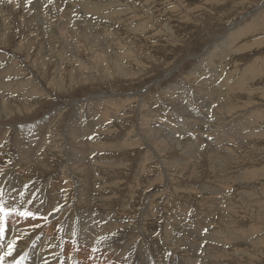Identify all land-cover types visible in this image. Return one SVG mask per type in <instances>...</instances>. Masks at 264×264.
<instances>
[{
	"label": "bare ground",
	"instance_id": "obj_1",
	"mask_svg": "<svg viewBox=\"0 0 264 264\" xmlns=\"http://www.w3.org/2000/svg\"><path fill=\"white\" fill-rule=\"evenodd\" d=\"M3 1L5 3H8L9 0H3ZM40 1L41 0H17V1L13 0L16 8H17V6L19 7V10H15V12L18 11V13H19L20 23L26 24L28 27H30L32 32L34 31L33 34L35 33L34 41L32 43H33V45L37 44L38 51H37L36 59L34 61L32 59V62L30 61L29 56L28 57L26 56L27 60L31 62V63L29 62L28 65L25 64L26 67L24 65H22V62L21 63L19 62V59H21V58L17 59L15 56H13V54L11 55V54L6 53V52H0V60H2V59H8L9 60L8 63H1L0 64V104H1L0 110L1 111H4V109L11 111V107H14L15 104H13L12 101H10V100H15V98H14L15 94H16V97H19V98L21 97L20 99L24 100V101L23 100L21 101V104L23 103L28 107L31 106L35 102V98L37 96L41 95L40 92H42L43 86L34 80L33 76L36 73L34 72L35 73L34 74L33 71H37L41 75H45L46 74V70H45L46 65H48L51 61H54V55L50 52L48 53L46 47H44V44H42V42L40 41L41 38L38 39L39 37H42V34L47 35V31L46 30L42 31L41 28L39 27V25H38L39 21L44 25L47 23L48 27H51V25H49V24H52V21L57 22L58 26L61 28V30L66 35V36L61 35L59 37H51L52 42H53L52 47L58 48V47H62V45L75 44L79 49L80 46H84L83 44H85L84 42H86V41L88 43L97 42L94 45V48L89 50V51L93 52V54H94V52L95 53L99 52V49H100V44L98 42L99 39L91 37L89 35V33L87 32L88 29L86 30L85 27L83 28L81 26L82 27L81 29L78 28V26L81 23L79 25H77V23L80 22L82 13L83 14L84 13L90 14V15L97 14V17H98V15L101 16L100 19L102 21H107V23H106L107 26H112L111 30L109 31L110 34H104V36L107 35V36H110L113 38L119 37L121 39L126 38V36L124 34H119L117 32L112 31L114 29H127V30L133 29V30H135V36L137 37L138 40H141L139 38V36H141V32H143V34L146 37L150 36V35L145 34V32H147L146 31L147 28L145 27L146 25L145 26L142 25V24H144V22L138 23L137 20L132 15V13L130 12L132 9L128 7V1H126L127 5H126V3H123V5H124L123 6V5H119L118 2H115V3H113V2L107 3L106 2L107 4H99V2H97L98 4H96V2H92L90 0H54V1L42 0V1H44V3H42V4H44V5L47 4V6H46V8H44V10H42V4ZM132 1H137V0H132ZM0 2H1V0H0ZM149 2H151V1H149ZM149 2L144 0V2L142 3V1H141L142 6L140 5L141 7H143L145 9V15L146 16L149 13H152L155 11V10H153L155 8V6H153L154 8L151 7L150 6L151 4L149 5ZM255 6H257V5H255ZM134 9H135V7L133 8V10ZM9 10H10V6H9V8H7L3 11L0 9V16H2L0 18L1 19L0 23H1V26H4L2 28V33L0 35V42H1L0 43V49L2 48L3 44L6 43L7 33H9V28H10L9 24L12 21V20L9 21L10 17L6 13H4V12H8ZM56 13H58V17L61 20H57L56 17H54L52 15V14H56ZM62 13L65 14L68 18L66 25H64V22H63L62 17H61ZM257 13L258 12L256 11L253 14L256 15ZM15 14L17 15V13H15ZM41 14L43 15V17L41 16ZM72 15H74V17ZM112 19H114L115 21L112 22ZM261 20H262L263 24L260 23L258 26H255V28H257V29L259 28V30L262 34V33H264V17ZM70 21H72V25L70 24ZM11 23H13V22H11ZM89 24H91V23H89ZM26 25H24V26H26ZM137 25H138V27L133 28V26H137ZM165 25H166V22H165ZM7 26H9L8 31H5V28ZM18 26L22 27L20 24H18ZM139 27L141 28L140 31L137 30ZM27 30H29V29H27ZM229 30H230V32L226 35L225 39L221 42H218V44H216L214 46V48H211L210 50L207 51L205 57H202L205 60H207V58L209 59V60H207L208 62H210L209 66L212 64L213 61H216V65L210 66V67H208V65L206 66V68L207 69L210 68L213 73H210L209 77H206L205 73L207 71L203 72L204 71L203 69L202 70L200 69L201 70L200 74H196V72H194L195 70H193V68L191 70V73H194L192 75H195L194 78L200 80L199 83L197 84L198 87L196 86L197 87L196 88L197 93H195V94L197 95V97L199 99H201L200 108L204 111V112L202 111L200 113V115H201L200 117L202 118L201 122L212 128L213 131H209V132H210V134L213 132V135L215 136V138L212 137L213 140L209 137H208L209 139H206L208 134L203 133L202 130H204L206 132V130L203 127V124H200L199 126H197L200 122L197 120H194L188 113H186L187 111L185 112V108L180 103V101H178V100L174 101V99L176 98L175 96L177 95L176 91H170L169 93H165L163 96V97H165V99L167 98V100H169L170 103H167L166 100H164V98H162L161 105L157 106L156 102H159L160 100L158 101V99L156 97V93L154 94V97H151L150 99L147 98L148 99L147 102L150 101L151 104H153L152 105L153 107L160 108L162 110L161 112L164 113V116L166 115L165 113L169 114V112L171 111V109H170V111L167 112L169 110L170 105L172 108V112L175 111V113H177V112H179L180 114L182 113L183 116L185 117V121H181L180 115H177V118H175L176 123L175 122H169L170 121L169 120L166 122L164 121L165 124L168 123L169 125L171 124V125L175 126V124L178 123V125L183 126L186 122L188 125H190V122H193V124H194L193 126L196 130L195 132L197 133L196 138L200 139L199 142H193V139H189L191 137L188 135H185L186 132H185V134H183L184 137H179V138H176L175 135H172L170 137V134L168 133V131L165 132V130L160 132L155 125L151 124L152 121L154 120V117L157 116L158 114L154 111H151L152 114L149 112L152 115V116L149 115V117L151 116L150 118L149 117L143 118L140 115L143 119H142V121L140 120L141 123L138 121L139 124H137V122H136V124H134L135 125V132L131 129L132 130L131 132L136 133V136H134L135 139H130L128 144H125L124 143L125 141L123 139L118 143V145H117L118 147H116V149L117 148L121 149L120 151H123L125 148H130L131 154H134V153H132V151L134 149L136 150V147L139 144H143V145L147 146L148 147V148L146 147L147 149H150L151 151H153L158 156V158H160V160L159 159H157V161L155 160L156 164H157L156 166H159V168L160 169L162 168V170H164V169L167 170V172L172 168L177 169V170L175 169L174 172H172V170H171V172L174 173L175 176H173V179H172V181L174 180V182L170 181V182L176 183V184L179 183L178 180L181 179V178H179L180 173H182L183 176L188 177L189 179L195 178L194 176H197V174H199V170H200L199 167L200 166H196L194 164L188 165L187 164L188 161H192L195 159L198 160L201 158V161L203 162L204 158L206 157L205 159H207L208 163H210V169L214 173V177L211 179H209V177H208L209 180H208L207 184L205 183L206 185H204V186L202 185L200 187L199 191L201 192V194H203L205 196L207 195L206 199L205 200L202 199V200L206 205H208L210 207V209L208 208L209 210L208 209L207 210L209 211L210 215L212 213V215H211L212 221L215 223V225H216V223H218L220 226H224L223 222H225V220H224L225 218L227 219V221H226L227 226L237 225L236 223L239 222V220L242 218V216L245 217L247 212H253L252 210H254V213L256 214L257 222H261L264 219V216L262 217L263 214H261V212L256 208V205H254L252 203L253 200L250 199L251 197H253L252 195H250L249 197L246 196L247 198H244L243 200H241L242 196L239 194H232L231 195V193H230V196L226 197L228 195L227 194V195H225V197L228 200V203L224 207H222V205H220V201L217 199L218 195L223 194V192L226 191L230 187H231L230 188L231 191H234V192L238 191V190L232 188V186L239 185L240 187L246 189L247 187H250L252 185V182L243 184V183H241L242 180L236 182L234 180L235 177H232V178L227 177L226 178V174L229 173L227 171V169L229 167L247 165L248 161L241 160V157L244 154H250L251 149L254 148V146H256L258 144L264 145V142H263V140H264V128H263L264 127V124H263L264 123V109L262 110V106H258L259 108L256 107L259 102L264 103V93L260 92L261 90L263 91L264 88L260 85L262 82H257V79L262 77L263 75H261V74L264 73V55H263L262 59L259 58L260 60L257 62L255 60H253L251 62L249 61L250 63L247 64V66H244V68L241 71H239L240 69L238 70L239 75H237V73H236L237 76L234 74L236 77L234 75H231L235 71L237 72V69H236L237 67L233 68V71L230 72L231 73L230 74L228 71L230 69L227 68L228 66L225 65L226 63L222 64L221 61H224V58L225 59L228 58V59H230V61L233 59V61H234V59H235L234 57L236 54L237 55L238 54H240V55L246 54L247 51L244 50L243 46L245 45L247 47L248 44L250 43V38L254 33V29L251 28V19H249L243 25H240V24L235 25V27H232ZM10 31H12V30H10ZM68 31H69V34H67ZM8 36H9V34H8ZM94 37H96V36L94 35ZM254 37H252V40H254ZM147 38H149V37H147ZM32 39H33V37H32ZM259 39H261L260 40L261 42L259 43V47H261L264 45V34ZM242 41L245 43H241ZM31 44H29L27 46V48H25L26 46L24 47L28 53L29 52L32 53L31 51H32V48L34 46L33 45L31 46ZM130 44L134 48L138 49L140 52H141V50H143V48L140 46L138 41L130 42ZM261 48H263V47H261ZM22 49H23L22 43H19L15 50L17 51V50H22ZM63 49H65V48H63ZM77 52H79V51L75 50V55L77 54ZM16 55H18V53ZM26 55H27V53H26ZM106 57L108 59H110L111 56L107 55ZM236 57H238V56H236ZM72 58H74V57H69L68 62L62 60V59H66L65 57H63L61 60L56 59L57 67H54L55 69H53L55 75L52 77V79L50 81H52L53 79H55V80L61 79L64 81L65 73H64V68L62 69V67L66 64L69 67L70 64H68V63L72 62ZM103 59H104V55H103ZM257 63H259V64H257ZM72 64H71V66H72ZM81 64H83L82 61H79L78 65L80 66ZM237 64H239V63H237ZM75 65L76 64H74L73 67L76 69L72 70L75 73V74L72 73V75H71L72 79H74L75 76L80 78L81 73L83 72V71L82 72L80 71L81 68H78V66L75 67ZM199 66H200V63H199ZM235 66H236V64H235ZM218 67H220L218 69L220 71V73H219V71H217ZM137 68H138V66L135 68H133V67L128 68L125 72V75L123 74L124 78H130L134 74V72L137 70ZM195 69H197V67ZM40 70H42V71H40ZM48 71H50V70L48 69ZM70 71H71V69H70ZM198 71L199 70L197 69V72ZM222 71H225V72H222ZM188 74H190V73H188ZM169 75H170V73H167L166 77H168ZM84 76L85 77H82V78H89V77H86L85 73H84ZM187 76H189V75H187ZM41 77L43 78V76H41ZM220 77H222V78H220ZM46 78H47V76H46ZM189 78H190V76H189ZM254 78H256V80L253 81ZM89 79H91V78H89ZM38 80H40V79H38ZM66 82H67V80H66ZM158 82L155 83V85L153 84V86H155L156 89H158ZM194 83H195V81H194ZM255 84H257V85H255ZM176 87L180 88V86H178V85ZM64 90H65V88H64ZM179 90H181V88ZM44 92H42V94ZM49 93H50V91H49ZM158 93H159V91H158ZM128 94H130V93H128ZM187 95L188 94H186V97H188ZM181 96H183V95H181ZM44 97H45V95H44ZM100 97H102V96H100ZM158 97H159V95H158ZM172 97H175V98L173 99ZM118 99H117L116 103H118V101H119ZM145 99H146V97H145ZM145 99H142V100L144 101ZM99 101H102V100H99ZM193 101H195V99ZM109 102H111V101H109ZM119 102H122V104H121L122 106L120 107V109L116 113H118L120 110L124 109V106H125L123 101H119ZM130 102H132V101H130ZM212 102H215L216 105H215V103L213 104ZM190 103H192V102H190ZM25 105H24V107H25ZM145 105H146V103H145ZM212 105H213V107H212ZM262 105H264V104H262ZM118 107L119 106L113 105V108H118ZM197 107H199V105ZM209 107H212L211 110ZM25 108H27V107H25ZM149 108H151V107L149 106ZM145 109L147 110L146 107H145ZM248 110H252V111L248 112ZM35 111L36 110H34V112ZM75 112H77V111H75ZM193 112H195V111H193ZM106 113L102 112L100 118H98L100 113H97L94 110V108H88L87 109V119L88 120L83 122L84 124L87 123V125L83 126L82 124L79 123L80 125L83 126V128L78 127V125H76L77 129H75V130L74 129L72 130L69 127H67V132L63 131L59 127H56L55 124H54V128H53V126H50L53 123H51L49 125L46 124V128L40 127L42 124H45L46 122L39 124L36 127L35 126H26L25 128L19 127L20 131L17 132L16 137H15V141H14L15 152H16V161H15L16 170L3 177L5 179H7L8 182L5 186V188H3V190L0 188V192L2 191V195L0 196V202H2L3 207L5 209V212H7V219H6L5 224H4L5 225L4 236L6 238V242H3V243L0 242V250L5 245L9 246V244L15 242L14 251L12 252V255H10V256L4 255L3 261H12V264H15L16 260L23 257L24 259L22 261V264H38L39 261H40V264H46V262H47V264H57V262H58V264H64V257H65V258H71L73 260L76 259L79 263H82V264H91V261L93 262V264H109V263H111V264H123L122 261L124 260V256H123L124 252H123V250H121L122 249L121 246L123 243L122 240L126 239L123 243V247H124L123 249L125 250L126 247L128 246V244L133 242L132 240H133L134 233H135V229L133 228V226H131V222H129L130 217L132 219L136 220L138 225L141 226L142 229L144 228V230H145L144 232H146L148 229H152L153 225L156 224V221H158V220H155V219L153 220L152 218H150V216L152 214L149 216V214H146V212L144 215L145 219H143L142 217H141L142 219L132 217L131 215L129 216V218L128 217L127 218H120L121 217L120 213H116L115 214L116 216L115 215L110 216L111 215L110 209L114 206L112 204L113 201H111L110 198L103 199L105 197L103 195V191L105 190V189L103 190V186L106 182L105 179H103L104 180L102 182L103 185L99 186V188H98L99 190L97 189L98 190L97 197H94V198L91 197V192H90L88 186L95 187V185L97 183L96 180H99L102 178V177L99 179L97 178L96 174H97L98 170H97V172L96 171L94 172L93 166L99 165L100 162L102 163V161L108 155L107 153L109 152V150H112V151L114 150V152H115V149H112L108 145L107 146L109 147L108 148L109 150L107 151V146H105L106 143H104V141H105L104 138H107L106 137L107 135H104L103 133L106 129H103V130L100 129L99 130L97 128V130L96 129L93 130L92 133H90V132L88 133V131H90L92 129L94 124H96V123L99 124L100 122L106 121L105 120V119H107ZM146 114H148V112ZM174 114H173V116H174ZM208 114H209V117H207ZM166 116L169 117V115H166ZM157 118H156V120H157ZM198 118H199V116H198ZM103 119H104V121H103ZM163 120H164V118H163ZM171 120H172V118H171ZM52 121L53 120H51V122ZM121 123H123V121ZM134 123H135V121H134ZM96 125H94V126H96ZM169 125H164L163 126L164 129H168ZM38 127H40V128L36 130V128H38ZM83 129H85V131ZM170 129H171V127H170ZM256 129H258V131H256ZM16 130H18V129H16ZM24 130L33 131V133L32 134L27 133ZM174 130H175V132H171L172 134L177 133L176 129H174ZM19 132H21L22 136ZM190 132H188V133H190ZM5 134H6V130L3 129L2 131H0V141L2 140V138L5 137ZM167 134H169V136ZM193 135H191V136H193ZM179 136H181V135H179ZM132 138H133V136H132ZM22 141L27 143V145L23 144ZM194 141H197V140H194ZM201 141L204 142L205 145H204V147L199 148V144ZM244 142H247V143H244ZM126 143H127V141H126ZM35 144H36V146H35ZM247 145H250V147H247ZM114 146H115V144H114ZM77 147H78V151L76 150ZM237 148H246V149L236 150ZM176 149L179 150V152H178L179 154L176 158L168 159V160H167V158H163V157H166V155L169 153V151L172 152ZM39 150H42V151H41L40 155H38L36 157L34 154L36 152H38ZM92 152H94V153H93L92 157L89 158V155ZM114 152H112V153H114ZM116 152H117V150H116ZM123 152H125V151H123ZM129 152H125V153L129 154ZM145 153L146 154L143 155L141 158V166L147 165L150 163V161H149V158H150L149 153L150 152L147 151ZM113 157L114 156H112V158ZM56 160H58V163H59L58 168H60L57 172H55L53 175L49 176L45 181H43L42 185L39 188H36L34 185L29 184L27 190L24 191L25 184H27L31 180L30 177H33V175L35 176L37 172H41V175H44V174L48 173L49 171H52V168L54 167L53 163ZM258 161L259 160L257 159L255 161H253V163H257ZM152 165H154V164H152ZM101 166L103 167L106 165H101ZM118 166H120L119 169H122L124 167L122 165H118ZM102 167H100V168H102ZM106 167L108 168V166H106ZM110 167H112V166H110ZM261 168H262V170H260V172L258 171L259 173H256V175H251L253 173H251L250 171L253 172V170H250L248 173V171H247L248 168L245 169L244 174L250 175L252 180L255 178V176H258V178H261V174H264V166H262ZM100 170H102V169H100ZM122 171H124V170H122ZM155 171L157 172V170H155ZM202 171L204 172V170H202ZM103 172H104V174L106 173V171H103ZM160 172H161V170H160ZM209 172H210V170H209ZM110 173H112V172H110ZM140 173H141V171L137 170L135 172V175L138 176ZM148 173H149V171H148ZM169 173H170V171H169ZM78 174H80V176H78ZM105 176H106V174H105ZM222 176H225L226 179L222 178ZM60 178L61 179H64V178L67 179L68 178L67 180H69L68 182L70 183V185L72 186V184H73V186H74V191H75L74 201H73V203L71 201L69 202L71 204V206L69 208H68V202H65V205L63 206L61 204V201L58 200L59 198H55L53 196L54 195V192H53L54 188L58 189L60 186V184H59ZM196 178H198V177H196ZM220 179H224L223 181H228L225 185H229V187L226 186L228 188L224 189V188H221L220 186H218V183H214L215 181L220 180ZM39 180H42V179H39ZM83 180L84 181L86 180V181L84 182ZM113 180H114V178H113ZM113 180H110V181H113ZM65 183H67V181ZM134 183H132V184H134ZM259 184L261 185L263 183L260 182ZM82 185H84V187H82ZM97 185H99V184H97ZM180 186L174 185L172 188L174 190V187H176V189H177ZM67 187H69V186L67 185ZM192 189H190V190H192ZM91 190H93V189H91ZM186 190H188V189H186ZM174 191L178 192L180 195H182L184 197H187L185 195H188V197H190V196L193 197L192 193L185 194L183 191H181L179 189L174 190ZM206 191H208V192H206ZM22 192L24 193L23 196H21ZM202 192H205V193H202ZM107 193L109 194V192H107ZM108 194H107V196H108ZM193 194L196 196L195 193H193ZM161 195H162V193H161ZM94 196H96V195H94ZM132 197H134V196H132ZM156 197L157 196H155V198ZM201 198H204V196ZM115 200H117V199H115ZM151 200L152 199H150V201ZM179 200H178V202H179ZM199 200H200V198H199ZM28 201H32V202L28 203ZM139 201H141V200H139ZM129 204L132 207V204L131 203H129ZM57 205H61L62 207L60 208L59 211H53V209H55L57 207ZM97 206H102V208L105 207L107 209V211L106 212L104 211L105 213L102 214L103 217L102 216L97 217V215H96V217H97L96 218L95 216H93L92 211ZM126 206L124 208L122 207L123 209L121 211L123 213H125ZM151 206H154V205L151 204ZM17 207H19L20 209L26 208L33 213L36 211L35 216L36 215L40 216L42 219L35 220L37 218L34 219L32 217L24 219L21 216L17 217V216H14L12 214L8 215L9 212H12L13 214H15V210H18ZM171 207H173V206H171ZM145 208H147V207H145ZM203 208H206V207H203ZM113 210H114V208H113ZM129 210H131V209H129ZM197 210H196V213H197ZM134 211H136V210H134ZM241 211H244V212H241ZM245 212H246V214H243ZM200 213H202V215H203V216H201V221L206 216L209 215V214L207 215L206 213H204L203 210ZM232 213H234L235 217H232ZM133 214H134V212H132V215ZM174 214L176 215V213H174ZM183 214H185V213H183ZM229 214H230V216H229L230 218L226 216ZM240 214L242 216H240ZM167 216H168V214H167ZM178 216H177V218H178ZM169 217H171V216H169ZM167 219L168 218H165L164 229H163V233H164L163 234L164 235L163 246L164 247L160 246L162 244L159 241L160 238H159V240L157 238V240L150 242L147 239V237L145 236L146 239L144 238L141 240L140 245L138 246L136 252L133 250L134 252L132 251L133 254H131L130 257L126 255L127 257H129V259L126 258V259H128L127 262H131L130 264H175V263L176 264H228L229 260H231L233 258L232 255L237 254L238 252H240V254H239L240 258L239 259L245 258L247 260H253L254 255L251 256L250 253H252V254L253 253L254 254L264 253V239H263L264 235L262 234L263 236H261V233L259 232L260 230L257 227L255 229L254 226H249V229H251L250 233L252 235H255L256 237L257 236L258 237L256 239H254V238L250 237L251 235H247L246 239H244L245 242H243L242 240L244 237L242 236V233H240V232H236V233H233L230 235H228L229 232H227L224 235H222V233L220 234V233H215V232H212L210 234L205 233V232H203V230L201 231V229L204 228L203 226L205 225V224H202L201 221H198L197 230L191 231L190 230L191 228L188 224L183 227V230H182L183 232L180 230L178 231L175 228V226L173 227V229H171V228L168 229L167 226H169L171 224L170 225V227H171V226H173V223L168 222ZM172 219H174V218H172ZM182 219H184V216ZM241 222H243V220ZM132 224L134 225L135 223H132ZM24 227L26 230H24ZM117 227H118V231H121L122 233L127 235V236L123 237L122 240H120L117 237V233H114L115 228H117ZM166 228H167V230H166ZM194 228H196V225ZM207 229H208V226H207ZM106 231H108V232H106ZM174 231H176V232H174ZM141 232H142L141 235H143L144 232L143 231H141ZM108 233H110L111 235H108ZM160 233H161V231H160ZM40 234H42V237L40 236ZM201 234H204V236H202ZM225 235L227 237H225ZM151 236L152 235H150L149 237H151ZM159 237H161V236H159ZM202 237H204V238H202ZM141 238H142V236H141ZM153 238H155V237H153ZM72 240H75L78 244L76 251H74L75 250L74 246L71 245V243H73ZM158 241L161 243L159 246L161 248H164V250L167 251L169 254V256H167V258H165V259L163 257L164 255L162 256L160 253L161 248L160 249L157 248L158 247V243H157ZM54 244H55L56 248H54ZM200 244H201V246H200ZM94 245H95L96 251H91L90 246H94ZM131 245H132V243H131ZM220 245L225 246L227 249L220 247ZM119 249L121 250V253L119 254V255H121V257H119L120 259H117L120 262H117L113 256L115 254H117V251L119 253V251H120ZM129 249H132V248L129 247ZM145 249L148 250L147 252H154L155 251V253H156L158 251V253H156L154 255H151V253H149L148 255L147 254L144 255V251H146ZM7 252H8V248H7L6 253ZM73 252H74V254H73ZM59 254H61L63 256L62 259H59ZM53 256L55 257L57 262L55 260H53ZM117 256H116V258H117ZM229 258H231V259H229ZM89 259H91V261ZM227 259H229V260L227 261ZM259 261H261V260H259ZM257 262H256V264H257ZM125 263H126V261H125ZM237 263H239V262H237ZM239 264H241V263H239Z\"/></svg>",
	"mask_w": 264,
	"mask_h": 264
},
{
	"label": "rangeland",
	"instance_id": "obj_2",
	"mask_svg": "<svg viewBox=\"0 0 264 264\" xmlns=\"http://www.w3.org/2000/svg\"><path fill=\"white\" fill-rule=\"evenodd\" d=\"M15 1H17V0H15ZM52 1H54V0H52ZM90 1L96 2V4H98L97 2H99V4L118 2L119 5H123V3H126V5H127L126 1H128V7L132 9L130 12L132 13V15L134 16V18L137 20L138 23L144 22V24H142V25H144V26L146 25L145 27L147 28L146 29L147 32H145V34L150 35L151 37L147 36V37H149V38H147L143 34V32H141V36H139V38L141 40H138L137 37L135 36V30H133V29H130V30L114 29V30H112V31L117 32L119 34H124L126 36L125 39H121L119 37L113 38V37H110L107 35L104 36V34H110L109 31L111 30L112 26H107L106 25L107 21H102L100 19L101 16L98 15V17H97V14L90 15V14H85V13L83 14L82 13L80 22L77 23V25H79L81 23L78 26V28L81 29L82 27L83 28L85 27L86 30L88 29L87 32L89 33V35L91 37L99 39L98 42L100 44V49H99L98 53L94 52V54H95L94 55L93 52H91L89 50L93 49L94 45L97 42L88 43L86 41V42H84L85 44H83L84 46H80L79 49L75 44L62 45V47H58V48L52 47L53 42H52L51 37H59L61 35H64V36H66V35L61 30V28L58 26L57 22H54L51 20L53 25L49 24V25H51V27H48L47 23L44 25L39 21L38 22L39 27L41 28L42 31L46 30L47 35L42 34V37H39L38 39L41 38L40 41L42 42V44H44V47H46L48 53L50 52L54 55V61H51L48 65H46V69H45L46 74L45 75H41L39 72L33 71V73L34 72L36 73V74L34 73L35 75L33 76L34 80L43 86V90L45 92L42 90V92H44V93L42 94V92H40L41 95H39L35 98V102L31 106L28 107L23 103L21 104V101L23 99H20L21 97L20 98L16 97V94H15V96H14L15 100H10V101H12L13 104H15L14 107H11V111H9L7 109L6 110L4 109V111L0 110V129H1L0 131H2L3 129L6 130L5 137L2 138V140L0 141V188L3 190V188H5V186L8 182L7 179H5L3 177L16 170V168H15L16 152H15L14 141H15L16 134L18 131H20L21 127L22 128H25L26 126H35L36 127L39 124L46 122L45 124H42L40 127L46 128V124L49 125V124L53 123L50 126H53V128H54V124H55L56 127H59L63 131L67 132V127H69L72 130L73 129L75 130V129H77L76 125H78V127H81V128H83L84 125H87V123L84 124L83 122L88 120L87 119V109L88 108H94V110L97 113H100L98 118H100L102 112L106 113L108 111L106 113L107 114V119H105L106 121H104V119H103L104 122H100L99 124L96 123L97 125L94 124L97 127L93 125L92 129L90 131H88V133L89 132L92 133L93 130H95V129L97 130V128L99 130L100 129L101 130L106 129L103 133L104 135H107L106 136L107 138H104L105 139L104 143H106L105 146L108 145L112 149H115V152H114V150L113 151L109 150L108 149L109 147L107 146V151L109 150V152L107 153L108 155L105 157V159L102 161V163L100 162L99 165H96L97 167L93 166L94 172L95 171L97 172V170H98V172L96 174L97 178L99 179L102 177L101 178L102 180L101 179L96 180L97 183H96L95 187L88 186L89 190L91 192V197H93V198L97 197L98 190H99L98 188H99V186L103 185L102 182L104 181L103 179H105L106 182L103 186V190L105 189L106 191L105 190L103 191V195L105 196L103 199L110 198V200L113 201L112 204L114 206L110 209V212H111L110 216H114L116 213H120L121 214L120 218H127V217L129 218V216L131 215L132 217H136V218L142 217L143 219H145L144 215L146 212V214H149V216L152 214L150 216V218H152L153 220L155 219V220L159 221V222L156 221V224L153 225L152 229H148L146 232H144L145 231L144 228L142 229V227L138 225L137 221L130 217L129 222H131V226H133V228L135 229L134 237L132 240L133 242H131L134 247L131 245V243H129L131 246L128 244V246L125 249L127 252L123 249L124 248L123 243L126 239L122 240V238L127 236V235H125L121 231H118V227L115 228L114 233H117V237L123 241L122 246H121L122 249L120 248L124 252V255H123L124 260L122 262H123V264H130L131 262H127V260L129 259L130 255L133 254L134 251L136 252V250H137L138 246L140 245V242L142 239H144V238L146 239V237H147V239L150 242H152V241L157 240V238H158V240L160 238L159 241L162 244L158 241L157 242L158 243L157 248L160 249L161 248L160 246H163V238H164L163 229H164L165 218H168L167 219L168 222L173 223V226L170 227L171 224L169 226H167L168 229L169 228L173 229V227L175 226V228L178 231L179 230L182 231L183 227L188 224L191 228L190 229L191 231L197 230L198 221H201V216H203L202 213H200V212L203 210L204 213H206L208 215L209 214L208 210L210 209V207L203 202V200L206 199L207 195L205 196V195L201 194L199 189L202 185L203 186L206 185L209 179L214 177V173L211 171L210 163H208L207 159H205L206 157L204 158L203 162L201 161V158L198 160H196L194 158L195 160L188 161L187 164L188 165L194 164L196 166H200L199 167L200 168L199 174H197V176H194L195 178L189 179L188 177H185L182 175V173H180L179 178H181V179L178 180L179 183H177V184L172 183V182H174V180L172 181L173 176H175V174L172 172H174L176 168L170 169L169 170L171 173L170 174L169 171L167 172V170H165V169H164L165 170L164 171V170H162V168L160 169L159 166H156L157 165L156 161H157V159L160 160V158H158V156L153 151H151L150 149H147L148 148L147 146H145L143 144H139L136 147V150L134 149L132 151V153H134V154H131L130 148H125L124 150L122 149L125 152L130 151L128 154V153H125L123 151H120L121 149H119V148L116 149V147H118L117 146L118 143L124 139V141H125L124 143L128 144L130 139H135L134 136H136V133L131 132L132 130L135 132V125L134 124H136V122H137V124H139V122L141 123L143 118H148L149 115L152 114L151 111H154L158 114L157 116L154 117V120L152 121L151 124L155 125L160 132L164 131V130H165V132L168 131V133L170 134V137L172 135H175L176 138L184 137L183 134H185V132H186L185 135H188L191 137L189 139H193V142H199L200 139L196 138L197 133L195 132L196 130L193 126L194 125L193 122H190V125H188L186 122L185 123L186 125L184 124L183 126L178 125V123L175 124V126L171 125V124H170L171 125L170 126L168 123L165 124V122L169 121V120H170L169 122H175L176 123L175 118H177V115H180L181 121H185V117L183 116L182 113L181 114L179 112L175 113V111L172 112L171 105L169 106V110L167 111V112H169L171 109L169 114L165 113L166 115H169V117L166 115L164 116V113L161 112L162 110L160 108L153 107L152 106L153 104H151L150 101L147 102V100H148L147 98L150 99L151 97H154V94L156 93V97H157L158 101L160 100L159 102H156V104H157V106H160L162 98H164V100H166L167 103H170V101L167 100V98L165 99V97H163L165 93H169L170 91H176V94H177L175 96L176 98L172 97L173 99L175 98L174 101H177V100L180 101V103L185 108V112L187 111L186 113H188L194 120H197L200 122L198 125L196 124L197 126H199L200 124H203L201 122L202 118L200 117L201 116L200 113L203 111L200 108L201 99H199L197 97V95L195 94V93H197L196 88L198 87L197 84L199 83L200 80L194 78L195 75H192L194 73H191V70L193 68V70H195L194 72H196V74H200L201 70L203 69L204 70L203 72H206V71L208 72V73L207 72L205 73V76L209 77V74L213 73V72L211 71L210 68L207 69L206 66L207 65H208V67L214 66V65H216V61H213L212 64L209 66L210 62L207 61L209 59L207 58V60H205L202 57H205L207 51L210 50L211 48H214V46L216 44H218V42H221L225 39L226 35L230 32L229 29H231L232 27H235V25H239V24L243 25L249 19H251V28L254 29V33L250 38V43L248 44V46L247 47L245 45L243 46L244 50L247 51V53L244 55H240V54L237 55L236 54L234 57L235 58L234 61H233V59L230 61V59L224 58V61H221V63L222 64L226 63L225 65L228 66L227 67L228 69H230V70H228L229 73L233 71V68L237 67L236 68L237 72L235 71L233 74H231V73L230 74L236 75V73H237V75H239L238 72L241 71L244 68V66H247V64H249L251 61L255 60L257 62L260 59H262V57L264 55V45L261 46L263 48L259 47V43L261 42L260 41L261 39H259V38L264 33L261 34L259 28L257 29V28H255V26H258L260 23H262L261 19H263V17H264V0H145L148 2L151 1V2H149V5L151 4L150 5L151 7L155 6V8L153 7L154 9L152 8L155 11L152 13H149L147 16L145 15V9L143 7H141L144 0H137V1H132V0H130V1L129 0H90ZM141 1H142V3H141ZM40 2H41V4L44 3V1H42V0ZM7 4L10 6V10L8 12H4V13H6L10 17L9 21L12 20L11 22H13V23L10 22V24H9L10 28H9V33H7L6 43H4V44L2 43L3 46L0 49V52H6V53H9L11 55L13 54V56H15L17 59L21 58V59H19V62L20 63L22 62V65H24L26 67L25 64L28 65L30 61L32 62V59L34 61L37 57L36 56L37 51H38L37 44L33 45V43H32L34 41L35 33L33 34L34 31L32 32L30 27H28L26 24L20 23L19 13H18V11L15 12V10H19V7L17 6V8H16L13 0H9L8 3H5L3 0H1L0 9L3 11L5 9L9 8V6ZM255 5H257V6H255ZM46 6H47V4H45V5L42 4V10H44V8H46ZM134 7H135V9L133 10ZM256 11L258 13L256 15H254L253 13H255ZM15 13H17V15ZM52 15L54 17H56L57 20H61L58 17V13L52 14ZM41 16L43 17L42 14H41ZM72 16L74 17V15H72ZM1 17L2 16H0V18ZM61 17H62V20L64 22V25H66V22L68 20L67 16L62 13ZM114 21L115 20L112 19V22H114ZM165 22H166V25H165ZM89 23H91V24H89ZM18 24H20L22 27L18 26ZM70 24L72 25V21H70ZM24 25H26L27 27ZM3 27L4 26H1V23H0V35L2 33ZM8 27L9 26H7L5 28V31H8ZM135 27H138V25L133 26V28H135ZM27 29H29V30H27ZM10 30H12V31H10ZM137 30L140 31L141 28L139 27ZM8 34H9V36H8ZM67 34H69V31ZM94 35L96 37H94ZM32 37H33V39H32ZM252 37H254V40H252ZM136 41H138L140 46L143 48V50H141V52L138 49L134 48L130 44V42H136ZM19 43H22V47H23L22 50L23 51L22 50H17V51L15 50ZM241 43H245V42L242 41ZM29 44H31V46L32 45L34 46L32 48V51H31L32 53H30V52L28 53L27 50L25 49V48H27V46ZM63 48H65V49H63ZM75 50L79 51V52H77L76 55H75ZM17 53H18V55H16ZM26 53H27V55H26ZM103 55H104L105 60L103 59ZM107 55L111 56L110 59H108L106 57ZM26 56L27 57L29 56L30 61L27 60ZM236 56H238V57H236ZM63 57H65L66 59H62ZM69 57H74V58H72L71 63H68V64H70L69 67L67 64L62 67V69L64 68V73H65L64 81L61 79L60 80L53 79L52 81H50L52 79V77L55 75L53 69H55L54 67H57L56 59L57 60L62 59L63 61L68 62ZM78 60L82 61L83 64H81L79 66ZM8 61H9L8 59H2V60H0V64L1 63H8ZM236 62L239 64H237ZM199 63H200V66H199ZM71 64H72V66H71ZM74 64H76L75 67L78 66V68H81V70H80L81 72L83 71L81 73L80 78L75 76L74 79H72L71 75H72V73H74L72 70L76 69L73 67ZM235 64H236V66H235ZM257 64H259V63H257ZM136 65L138 66V68L134 72V74L130 78H124L126 70L128 68H132V67L135 68V67H137ZM196 67L199 70L198 72H197V69H195ZM219 68L220 67L217 68V71H219L218 70ZM48 69L50 71H48ZM70 69H71V71H70ZM40 71H42V70H40ZM225 71H222V72H225ZM84 73H85L86 77H89L91 79L82 78V77H85ZM167 73H170V75L168 77H166ZM188 73H190V74H188ZM219 73H220V71H219ZM187 75H189L190 78ZM261 75H263V76L260 77L259 79H257V82H262L260 85L264 88V73H262ZM41 76H43V78ZM46 76H47V78H46ZM220 78H222V77H220ZM38 79H40L42 82ZM66 80H67V82H66ZM254 80H256V78H254L253 81ZM194 81H195V83H194ZM157 82H158V89H156V87L153 86V84L155 85V83H157ZM177 85L180 86L182 91L179 90L180 89L179 87H176ZM255 85H257V84H255ZM64 88H65V90H64ZM49 91H50V93H49ZM158 91H159V93H158ZM260 92L264 93V89H263V91L261 90ZM128 93H130V94H128ZM186 94H188L187 95L188 97H186ZM44 95H45V97H44ZM158 95H159V97H158ZM181 95H183V96H181ZM100 96H102V97H100ZM145 97H146V99H145ZM108 98L109 99L111 98V99L109 100ZM193 98L195 99V101H193L194 100ZM117 99L119 101H123V103L125 105V106L123 105L124 109L120 110L118 113H116V112L122 106L121 105L122 102L118 101V103H116ZM142 99H145V100L143 101ZM99 100H102V101H99ZM109 101H111V102H109ZM130 101H132V102H130ZM190 102H192V103H190ZM145 103H146V105H145ZM212 103L214 104L215 102H212ZM259 103L257 104L256 107L259 108L258 106H262V110H263L264 105H262V104H264V103L263 102H259ZM112 104L119 106V107L113 108ZM24 105L27 108H25ZM198 105H199V107H197ZM215 105H216V103H215ZM149 106L151 108H149ZM0 107H1V104H0ZM145 107L147 108L148 111L145 109ZM212 107H213V105H212ZM212 107H209L210 110ZM34 110H36V111L34 112ZM75 111H77V112H75ZM146 111L148 112V114H146L147 113ZM193 111H195V112H193ZM250 111H252V110H248V112H250ZM173 114L175 117L173 116ZM197 115L199 116V118ZM207 117H209V114L207 115ZM156 118H157V120H156ZM163 118H164V120H163ZM171 118H172V120H171ZM50 119L53 121L51 122ZM122 121H123V123H121ZM134 121H135V123H134ZM79 123L82 124L83 126L80 125ZM164 125H169V128L164 129V127H163ZM40 127L36 128V130L39 129ZM170 127H171V129H170ZM203 127L206 130V132L204 130H202L203 133L208 134L206 139L211 138L213 140V138H215V136L213 135V132L211 134L209 132V131H213L212 128L206 124H203ZM173 128L176 129L177 133L180 131L179 132L180 134L179 133L178 134L177 133L172 134L171 132H175V130ZM16 129H18V130H16ZM83 130L85 131V129H83ZM24 131L27 133H31V134L33 133V131H26V130H24ZM256 131H258V129H256ZM188 132H190V133H188ZM19 133L21 134V132H19ZM169 134H167V135L169 136ZM190 134L191 135L194 134V135L191 136ZM179 135H181V136H179ZM21 136H22V134H21ZM132 136H133V138H132ZM194 140H197V141H194ZM126 141H127V143H126ZM263 142H264V140H263ZM244 143H247V142H244ZM23 144L27 145V143H25V142H23ZM114 144H115V146H114ZM204 145H205V143L201 141L199 144V148L204 147ZM35 146H36V144H35ZM247 147H250V145H247ZM244 149H246V148H237L236 150H244ZM76 150L78 151V147L76 148ZM116 150H117V152H116ZM41 151L42 150H39L34 155L37 157L38 155H40ZM147 151L150 152L149 153L150 163L147 165L141 166V158L143 155L146 154L145 152H147ZM112 152H114V153H112ZM178 152H179V150H177V149L172 151V152L169 151V153L166 155V157H163V158H167V160L168 159H174L178 156V154H179ZM93 153L94 152L90 153L89 158L92 157ZM112 156H114L113 157L114 159L112 158ZM257 159L259 161L257 163H253V161H255ZM241 160L248 161V164L243 165V166L229 167L227 169V171L229 173L226 174V178L227 177H231V178L235 177L234 180L236 182L242 180L241 183L245 184V183L252 182V185L250 187H247L246 189L240 187L239 185H235L236 187L232 186V188L238 190L237 192H234V191H231V189H230L231 187L228 188L229 185H225L228 181H223L226 178H225V176H222V178H224V179L217 180L214 183H218V186H220L221 188H224V189L228 188V189L226 191H224L223 194L218 195L217 199L220 201V205H222V207H224L228 203V200L226 199V197L230 196V193H231V195L232 194L241 195L242 196L241 200L252 195L253 197H251L250 199L253 200V201L251 200L252 203L254 205H256V208L261 212V214H263L262 215V217H263L264 216V174H261V178H258V176H255V178L252 180L250 175L244 174V171H245V169L248 168L247 169L248 173L250 170H253V172L250 171L251 173H253L251 175H256V173H259L260 170H262L261 167L264 166V145L258 144L256 146H254V148L251 149V153L250 154H244L241 157ZM58 164H59L58 160H56L53 163L54 167L52 168V171H49L48 173H46L44 175H41V172H37L35 176L33 175V177H30L31 180L27 183V185L32 184L36 188H39L42 185L43 181H45L49 176L53 175L55 172H57L60 169V168H58ZM152 164H154V165H152ZM101 165H106V166H108V168L106 166L102 167ZM118 165H122L124 167L122 169H119L120 166H118ZM110 166H112L113 168ZM100 167H102V168H100ZM100 169H102L103 171H106V173H105L106 176H105L104 172ZM122 170H124V171H122ZM137 170L141 171V173L138 176L135 175V172ZM155 170H157V172ZM160 170H161V172H160ZM171 170H172V172H171ZM202 170H204V172ZM209 170H210V172H209ZM148 171H149V173H148ZM110 172H112V173H110ZM78 176H80V174H78ZM196 177H198V178H196ZM208 177H209V179H208ZM113 178H114V180H113ZM39 179H42V180H39ZM67 179L66 178H64V179L60 178V181H59L60 186L58 189L54 188V191H53L54 195L53 196L55 198H59L58 200L61 201V204L63 206L65 205V202H68V208H69L71 206V204L69 202L71 201L73 203V201H74L75 191H74L73 184L71 186L70 183L68 182L69 180H67ZM110 180H113V181H110ZM66 181H67V183H65ZM170 181H172V182H170ZM260 182H262L263 184L260 185L259 184ZM132 183H134V184H132ZM97 184H99V185H97ZM67 185L69 187H67ZM174 185H179V186L181 185L177 189L183 191L185 194L192 193L193 197H191V196L188 197V195H185L187 197H184V196L180 195L178 192L174 191V190H177L176 187H174V190H173L172 187ZM226 186H228V187H226ZM82 187H84V185H82ZM189 188L190 189L193 188L192 189L193 191L190 190ZM91 189H93V190H91ZM186 189H188V190H186ZM24 191H25V189H24ZM107 192H109L110 195ZM206 192H208V191H206ZM161 193H162V195H161ZM193 193H195L196 196ZM202 193H205V192H202ZM107 194H108V196H107ZM128 194L131 197L134 196V197H132L133 199ZM94 195H96V196H94ZM225 195H227V196L225 197ZM155 196H157V197L155 198ZM203 196H204V198H201ZM199 198H200V200H199ZM115 199H117V200H115ZM138 199L141 201H139ZM150 199H152V200L150 201ZM178 200H179V202H178ZM129 203L132 204V207L130 206ZM150 203L154 206H151ZM125 206H126V208H125L126 210H125V213H123L121 210ZM171 206H173V207H171ZM145 207H147V208H145ZM203 207H206V208H203ZM17 208L20 209L19 207H17ZM113 208H114V210H113ZM94 209L92 211V214L95 217H96V215H97V217L98 216L100 217V216H102V214H104L107 211V209L105 207L102 208V206H97ZM129 209H131V210H129ZM134 210H136V211H134ZM196 210H197V213H196ZM131 211L134 212L133 215H132ZM178 211L179 212L181 211L182 213L181 212L179 213ZM252 211L253 212H247V214H246V212L243 213V214H246L245 217L240 214V216H242V218H243V219L241 218L243 220V222H241L242 220L240 219L241 221L239 220V222L236 223L237 225H230V226L226 225L227 219L225 217H224L225 222H223L224 226H220L218 223H216V225H215V223L212 221V216H211L212 213H211V215L209 214L208 216H206L201 221L202 224H205L203 226L204 228H202L201 231L203 230V232L208 233V234H210L212 232L220 233V234L222 233V235L226 234L227 232H229L228 235L236 233V232H240V233H242V236L244 237V238L242 237L243 242H245L244 239H246L247 235H251L250 236L251 238L256 239L258 236L256 237L255 235H252L250 233L251 229H249V226H254L255 229H256V227L259 228V230H260L259 232L261 233V236H263L264 235V219L261 222H257L256 214L254 213V210H252ZM241 212H244V211H241ZM174 213H176V215ZM183 213H185V214H183ZM167 214H168V216H167ZM0 215L3 216V223L5 224V221L7 219V212L0 213ZM12 215L19 217V215H16V214H12ZM169 216H171V217H169ZM177 216H178V218H177ZM183 216H184V219H182ZM226 216L229 217L230 214L226 215ZM232 217H235L234 213H232ZM35 218H37V219H35ZM35 218H34L35 220L42 219L40 216H37V215L35 216ZM172 218H174V219H172ZM132 223H135V224L133 225ZM195 225H196V228H194ZM207 226H208V229H207ZM167 228H166V230H167ZM24 230H26L25 227H24ZM141 231L144 232L143 235H141L142 234ZM160 231H161V233H160ZM106 232H108V231H106ZM174 232H176V231H174ZM108 235H111V234L108 233ZM148 235L149 236L152 235V236L149 237ZM201 235L204 236V234H201ZM40 236L42 237V234H40ZM141 236H142V238H141ZM159 236H161V237H159ZM153 237H155V238H153ZM225 237H227V236L225 235ZM202 238H204V237H202ZM263 239H264V236H263ZM72 241L74 244L71 243V245L74 246V248H75L74 251H76L78 244L75 240H72ZM0 242H2V243L6 242L5 236H4L3 240H0ZM200 246H201V244H200ZM129 247L132 249H129ZM220 247L227 249L223 245H220ZM7 248H8V246L5 245L0 250V256L5 255ZM54 248H56L55 244H54ZM90 249H91V251H93V249H95V245L90 246ZM121 250L119 251V253L117 251V254H115L113 256L117 262H120L117 259H120L119 257H121V255H119L121 253ZM145 250L146 251H144V255H146V254L148 255L149 253H151V255H154V254L158 253V251L155 253V251L154 252H147L148 250L147 249H145ZM160 253L162 256L164 255L163 256L164 259L167 258V256H169L168 252L165 251L164 248H161ZM73 254H74V252H73ZM239 254H240V252H238L237 254H233L232 255L233 258L232 259L229 258L231 260L227 259V261L229 260L228 264H239V263H241V264H251V263L256 264L257 261H258L257 264H264V253H257V254L250 253L251 256L254 255L253 260H247L245 258L239 259L240 258ZM126 255L129 257H127ZM116 256H117V258H116ZM62 258H63V256L61 254H59V259H62ZM126 258H128V259H126ZM53 260L56 261L54 256H53ZM89 260L91 261V259H89ZM259 260H261V261H259ZM125 261H126V263H125ZM237 262H239V263H237ZM2 264H12V261H3ZM38 264H40V261L38 262ZM57 264H58V262H57ZM64 264H82V263H79L76 259L73 260L71 258H65L64 257ZM91 264H93L92 261H91ZM109 264H111V263H109Z\"/></svg>",
	"mask_w": 264,
	"mask_h": 264
},
{
	"label": "snow or ice",
	"instance_id": "obj_3",
	"mask_svg": "<svg viewBox=\"0 0 264 264\" xmlns=\"http://www.w3.org/2000/svg\"><path fill=\"white\" fill-rule=\"evenodd\" d=\"M24 188H25V191H26L27 188H28V185L25 184ZM0 195H2V192H0ZM23 195H24V193L22 192L21 196H23ZM31 202L32 201H28V203H31ZM61 207H62L61 205H57V207L55 209H53V211H59ZM4 212H5V209L3 207L2 202H0V213H4ZM11 214H13V213L12 212L8 213V215H11ZM15 214L23 217L24 219H27L29 217L35 218V213L31 212L30 210H28L26 208L25 209L15 210ZM4 233H5V225L3 223V216L0 215V240L4 239ZM14 244H15V242L9 244L8 252L5 253V255H8V256L12 255V252L14 251ZM93 251H96V249H93ZM3 259H4V257L0 256V264H2ZM23 259L24 258L21 257L20 259L16 260L15 264H22ZM46 264H47V262H46Z\"/></svg>",
	"mask_w": 264,
	"mask_h": 264
}]
</instances>
